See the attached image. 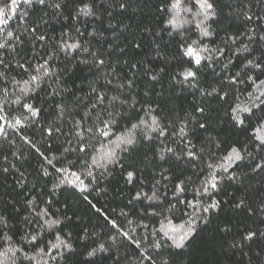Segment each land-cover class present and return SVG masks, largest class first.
Masks as SVG:
<instances>
[{
    "label": "snow or ice",
    "instance_id": "obj_1",
    "mask_svg": "<svg viewBox=\"0 0 264 264\" xmlns=\"http://www.w3.org/2000/svg\"><path fill=\"white\" fill-rule=\"evenodd\" d=\"M241 14L245 31L226 33L223 41L231 56L225 47L205 43L214 25ZM17 18L23 32L10 25ZM254 19L264 17L250 5L225 15L220 0H0V264H105L117 237L139 249L148 264H157L160 255L168 257L162 264H183L198 241L214 257L264 245L261 228H248L227 249L217 239L232 233L221 220L227 209L260 214L264 224V31L249 26ZM170 43L177 50L172 59L183 61L175 72L169 71ZM140 55L143 60L136 59ZM234 57L243 58L235 72ZM207 69L214 83L203 79ZM189 95L193 103L186 111ZM45 104L52 109L48 115ZM29 128L39 130L44 151L26 134ZM16 137L39 158V189L23 170L27 157L16 150ZM141 149L160 168V179L153 175L150 194L141 189L125 205L151 221H140L144 235L136 239L90 197L107 194L105 181L132 184L136 170L126 162ZM253 180L262 185L255 206ZM230 187L240 194L229 193ZM221 193L230 199L218 198ZM81 203L110 226L105 239L82 222L76 210ZM119 216L129 212L122 208Z\"/></svg>",
    "mask_w": 264,
    "mask_h": 264
},
{
    "label": "trees",
    "instance_id": "obj_2",
    "mask_svg": "<svg viewBox=\"0 0 264 264\" xmlns=\"http://www.w3.org/2000/svg\"><path fill=\"white\" fill-rule=\"evenodd\" d=\"M220 5L224 9L225 15L229 11H233V9H240L241 5H250L251 6V12L256 13L259 16L264 17V0H220ZM27 6H22L21 11L23 12L26 9ZM245 11L247 9H244ZM31 12V10H29ZM37 14H32L31 20L29 21V26L32 22L35 21ZM151 13L146 12V16H150ZM119 19H123L125 23H133V21H130L127 19V17H118ZM114 23L117 21H113ZM135 23H139V20H136ZM10 25L17 31L23 32L24 23L17 18L16 20H13L10 22ZM258 31H264V20H255L250 27H256ZM83 29V25H80ZM215 29V34L207 39L205 43L208 44L209 47L215 48V47H225L226 48V55L231 56V52L227 50V47L224 45L223 41L227 34H233V33H239L245 31V22L243 15H239V18H237V15H233L232 17L228 19H222L221 23L218 25L213 26ZM57 34L60 31V25H56ZM91 31V27L88 29ZM51 35V31L49 32ZM106 36H109L111 38L110 33H105ZM125 36H128V33L124 34ZM135 35L138 37L139 32H135ZM178 38V37H177ZM193 39H195V35L192 36ZM165 42L168 41V37L165 36ZM243 40L244 37H241ZM247 42V41H245ZM106 46V45H105ZM236 46H239L238 44ZM234 46V47H236ZM233 47V50H234ZM167 53L169 55V59L171 60V64L169 67V71L175 72L180 70L179 65L183 62L182 60L172 59V56L177 54L176 45L174 43H170L167 47ZM247 55V53H245ZM255 55H259V52H255ZM136 59L143 60L144 56L140 55L137 56ZM236 64V67L233 68V72L240 69V67L243 64V58L242 57H234L233 58ZM222 66V65H221ZM219 71V68L216 69ZM124 72L127 73V69H124ZM203 79H205L208 83H214L215 77L212 75L211 69L205 70L203 73ZM101 83H103V79H101ZM139 88L143 90L147 87V81L146 78L141 76L138 80ZM165 87H167V80L165 81ZM245 86L241 85V89H243ZM250 90V89H249ZM40 95L43 97V93H40ZM198 95V94H197ZM246 95V93H245ZM156 99L155 97H153ZM243 96L241 99L243 100ZM45 99H47L45 97ZM40 103H43V101H39ZM50 103V102H49ZM193 103V97L191 95L188 96L187 101L183 102V107L186 111H191V106ZM169 108H171V104H169ZM45 115H48L52 111V109L49 107L48 104H45ZM222 115V112H221ZM66 119H68L66 117ZM226 119V118H225ZM55 120V117H49V122H52ZM223 127H226L224 125ZM29 137L33 138L35 142L37 143V147L41 148V151H44L45 146L44 142L40 139L39 130L36 128H29L27 133ZM240 139H243V135L240 136ZM64 140V137H61L59 142L53 143V148H56L59 146V143H62ZM17 142V149L24 153V155L27 157V160L24 164V169L26 171V175H28V179L30 181H33L36 183V188L39 189L42 186V181L37 182L35 180V171L38 168V162L39 158L35 154L34 150L29 148V146L24 145L23 141L19 139V137H16ZM99 146V145H98ZM173 147H176L177 145H172ZM4 147H7V145H4ZM145 149H141L138 153L134 154L129 160L126 162V167H128V170H136V175L134 177V181L132 184H126L122 179L117 181H112L111 185H108V182L105 181L101 184V187H108L107 194L102 193L101 196H95L93 194L90 199H93V202H97V206L100 207L102 210H107V214H109L112 218L117 219L118 223H120L123 228L126 231H129L130 233H133L136 239H140L144 235V229L142 227L137 226L141 220H143L144 223H151V221L148 218H143L139 215L137 212L136 215H133L132 212L136 211L135 209H132L131 207L125 208V205L127 204L128 199L131 198V196L135 195L137 191L143 189L145 192H149L150 194V187L152 182V177L155 175L156 179H160L159 176V167H153V164L150 163L149 159L144 158ZM46 154H57L58 153H46ZM149 157H151V154L149 153ZM9 159H13L9 153ZM157 163L159 162L157 159ZM164 167H170L169 164H164ZM175 176L181 175V170H176ZM191 174V169L184 170L183 175L187 176ZM111 179V178H110ZM9 184L12 183L11 178H9ZM166 183V182H162ZM252 183L255 185V188L253 192L251 193V200L253 202V206L255 204L259 203V200L256 196V190L261 189L262 185L257 184L255 180L252 181ZM31 187V185H29ZM3 189H0L2 191ZM227 191L229 193H233L234 195H239L240 193H237L234 188H228ZM169 197H171L172 193L169 191ZM67 194H65L66 196ZM65 196H61L60 199H64ZM191 199V195L188 197ZM223 199H230L229 196H225L223 193H221L220 197ZM142 207V205H137V208ZM124 209L125 211L129 212V216L127 218H124L122 216H119L120 209ZM112 209H116L115 212H112ZM76 210L78 213L83 217V223L85 225H88L90 229H94L96 233L99 234V236L102 239L106 238V234H108L111 229L110 226L107 225V223L104 221L103 217L94 211L90 210L86 205L79 204L76 206ZM127 220H132L133 224L129 225L127 223ZM221 220H227L230 223V226L232 227V233L228 234L226 237H223L222 239L218 237L217 239L221 241V244L224 248H228V242L229 241H239L240 237L244 234V232L248 228H261L264 229V224L260 223V214H257V216H249L247 213L240 212L236 213L233 212L231 209H227L224 214L221 215ZM176 223H179L180 221H175ZM264 248V245L262 244H253L251 248H244V249H228L225 253L217 252V256H212L208 253H206L205 250H203L200 242L198 241L196 244H194L191 248L186 250V254L181 258L183 261V264H206V261H217L218 264H249V257L252 258L254 264H258L260 260H264V251H261V249ZM151 251V250H149ZM260 252V256L257 257L256 253ZM139 249H136L133 244H131L129 241H126L123 239V237H117V245L116 248L112 249V256L113 259H110L105 262V264H115V259H119V264H148V261H141V258L139 256ZM244 253H247L245 255ZM164 259H168L167 255H160L157 257V264H162V261ZM27 264V262H25Z\"/></svg>",
    "mask_w": 264,
    "mask_h": 264
}]
</instances>
